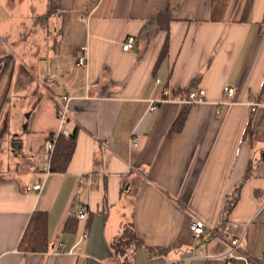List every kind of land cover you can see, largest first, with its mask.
<instances>
[{"label": "crops", "instance_id": "1", "mask_svg": "<svg viewBox=\"0 0 264 264\" xmlns=\"http://www.w3.org/2000/svg\"><path fill=\"white\" fill-rule=\"evenodd\" d=\"M20 11L47 24L43 59L9 45ZM263 80L264 0H0V154L10 158L0 163V264H225L234 238L248 257L237 264H264ZM200 89L204 103H184ZM63 97L75 146L66 170L51 172ZM34 212L47 214L43 253L19 248ZM69 217L77 226L64 232ZM195 218L209 227L200 238ZM125 235L133 243L120 256Z\"/></svg>", "mask_w": 264, "mask_h": 264}, {"label": "built area", "instance_id": "2", "mask_svg": "<svg viewBox=\"0 0 264 264\" xmlns=\"http://www.w3.org/2000/svg\"><path fill=\"white\" fill-rule=\"evenodd\" d=\"M135 44V37L129 36L126 41L122 45V49L124 51H129L132 49V47ZM75 57V65L77 67H84L87 64L88 60V48L87 46H80L76 48L73 52ZM158 82V80H157ZM223 94L227 97H231L234 95V88L230 85H225L223 87ZM165 98L160 100V102L168 101V93L164 92ZM62 100L65 102L63 104H60V110L58 113V119H59V130L51 137V140L46 145V156H47V171H50V161L53 155V152L56 147V142L59 139V137H64L65 139H69L71 137V133L64 130V123L67 120L68 115V107H67V98L63 97ZM184 103H186L190 107H198L205 101V92L200 89L198 91H191L186 99L183 100ZM251 110H255L256 104L254 102H250ZM151 110H154L155 107H150ZM93 184V182H90ZM42 189L41 183H36L32 185L31 187H27V191H35L39 192ZM87 217V209L85 207L79 208L76 218L79 220H83ZM190 229L192 231V234L195 238H200L204 234L208 233L209 227L206 222H204L200 218H195L193 222L190 224ZM87 233L85 232L82 235V238H86ZM241 245V239L234 238L230 241V249L225 255V264H237L238 259H243L245 262H248V257L245 254H242L241 256H238L237 253L239 252Z\"/></svg>", "mask_w": 264, "mask_h": 264}, {"label": "trees", "instance_id": "3", "mask_svg": "<svg viewBox=\"0 0 264 264\" xmlns=\"http://www.w3.org/2000/svg\"><path fill=\"white\" fill-rule=\"evenodd\" d=\"M165 14H159L157 16V20L160 21L161 27H163L165 30L167 29V22L163 21L166 19ZM42 18V17H41ZM166 46V45H165ZM164 46L163 53L166 49ZM263 86H264V80H263ZM185 93H187V90H184ZM190 92V91H189ZM189 92L187 93L189 95ZM183 121V118H179V123L181 124ZM248 126L246 127V129ZM75 146V133H71V137L69 139H65L64 137H59V139L56 142V147L53 152L51 161H50V171L51 172H64L67 168V165L70 161V158L72 156L73 150ZM238 193V190H236ZM235 192V196L228 199L226 211L228 212L235 202L237 201V195ZM77 226V220L74 217H69L65 221L63 225V231L64 232H73L75 231ZM47 214L45 212H34L28 222V225L24 231V234L22 236V239L19 244V248L21 251L25 252H38L43 253L48 250V241H47ZM133 236L131 235H125L122 238V241L120 243V248L118 251H116L117 255L124 256L126 252V248L130 247L133 243ZM126 264H129L130 259L127 258Z\"/></svg>", "mask_w": 264, "mask_h": 264}, {"label": "rangeland", "instance_id": "4", "mask_svg": "<svg viewBox=\"0 0 264 264\" xmlns=\"http://www.w3.org/2000/svg\"><path fill=\"white\" fill-rule=\"evenodd\" d=\"M12 1V0H11ZM18 3L20 5H22L23 0H17ZM35 4L38 6L39 4V0H34ZM21 14L26 13L27 16H25V18H20L21 19V23L19 26H17L18 23H16L15 27H14V31H19L21 33L20 36H15L14 40H9V45L10 46H14L16 41L18 40L19 43L21 44L20 48H22V50L20 51V55L21 58L24 59L25 61H27V59H31L32 58H36V60L38 59H43L47 54L49 53V49H48V45L50 43V40L47 38V32H48V27L46 22H44V20L37 18V20L35 21V23H33L32 20H28V15L30 14V12H18ZM46 39V40H45ZM15 41V42H14ZM32 52V54L28 55L27 53L25 54V56L23 55V53L25 52ZM29 56V57H28ZM42 85V84H41ZM41 88H43L41 86ZM30 97H27V100H29ZM42 98H40V102L37 101L36 98V105H39L38 103H41ZM33 101L32 99L29 101V104H27L28 110H26V112L24 114L21 113V117L22 119H26V117L28 116V114H31L32 111V105ZM20 108H23L25 106H23L24 104L20 102ZM27 122V120H25ZM23 127V126H22ZM9 156L6 153H1L0 154V163H6L7 161H9ZM128 257L124 258L123 264H126Z\"/></svg>", "mask_w": 264, "mask_h": 264}]
</instances>
